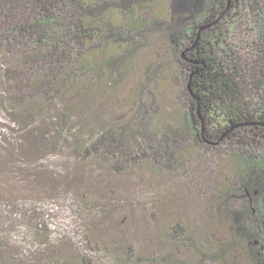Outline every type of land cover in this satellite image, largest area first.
<instances>
[{"label":"trees","instance_id":"obj_1","mask_svg":"<svg viewBox=\"0 0 264 264\" xmlns=\"http://www.w3.org/2000/svg\"><path fill=\"white\" fill-rule=\"evenodd\" d=\"M177 1L0 0V51L18 59L16 66L3 70L12 86L8 103L15 109L24 105V117L30 120L35 101L57 102L63 93L85 83L95 90L92 79L106 71L120 86L135 71L137 57L147 53L151 40L165 29L184 59L188 87L183 129L160 120L157 76L150 65L152 69L142 73V83L146 78L148 82L140 86L148 88L139 93L141 105L135 94L140 112L134 129L105 130L86 141L75 135L66 144L78 167L96 159L124 173L131 164L150 160L168 171H180L188 180L186 166L193 158L207 161L215 155L221 159L216 168L231 158L233 167L226 170L233 172V181L227 172L220 176L224 187L233 183L231 189L221 188L224 192L212 203L214 220L221 227L211 236L213 246L196 242L184 222L172 225L167 237L188 251L183 255L193 253L200 261L264 264V0H179L185 1L184 12ZM166 16L169 21L162 24L159 18ZM113 62L120 64L111 67ZM71 110L56 111L54 126L60 137L67 130L73 135L66 128L73 118ZM78 203L84 211L96 209L84 200ZM18 210L27 226L41 219L37 212L33 220L27 216L33 210L30 203ZM227 228L229 234L222 232ZM81 242L86 248L73 264L187 262L180 252L145 254L133 243L122 242L112 252L86 238ZM17 255L2 264H15Z\"/></svg>","mask_w":264,"mask_h":264},{"label":"rangeland","instance_id":"obj_2","mask_svg":"<svg viewBox=\"0 0 264 264\" xmlns=\"http://www.w3.org/2000/svg\"><path fill=\"white\" fill-rule=\"evenodd\" d=\"M177 5L185 11V1L178 0ZM159 19L167 24L169 16ZM173 46L161 29L147 53L137 57L135 71L122 85L111 82L106 71L100 79H92L97 83L95 90H88L90 84L85 83L63 93L57 102L35 101L30 120L24 117V105L15 109L8 103L12 86L3 70L16 66L18 59L0 51V264L16 254L15 264H73L79 251L86 248L83 238L112 252L127 242L145 254L183 255L188 251L167 237L170 227L178 222H184L196 242L212 244L211 236L221 228L214 220L212 203L231 189L233 183L228 181L229 187H224L220 177L227 172L233 181V172L226 170L233 167L231 158L217 168L221 159L215 155L207 161L193 158L186 166L191 183L180 171H168L150 160L131 164L124 173L96 159L78 167L66 144L75 135L86 141L105 130L134 129L143 100L139 93L148 88L140 86L142 73L152 69L150 65H154L152 75L157 76L156 97L163 115L159 119L175 130L183 129L188 84L183 75L184 59ZM115 64L111 67L120 63ZM147 82L148 78L143 83ZM56 107L72 108L73 118L66 128L73 135L68 130L62 137L57 133ZM194 154L199 157L198 152ZM68 185L74 191L68 190ZM77 196L96 209L87 212L78 207L83 200L77 201ZM26 202L33 209L27 216L33 220L35 212L41 215L33 227L18 213ZM225 231L229 234L228 228ZM65 258H72L71 262ZM183 258L187 261L183 264H214L200 261L193 253Z\"/></svg>","mask_w":264,"mask_h":264},{"label":"water","instance_id":"obj_3","mask_svg":"<svg viewBox=\"0 0 264 264\" xmlns=\"http://www.w3.org/2000/svg\"><path fill=\"white\" fill-rule=\"evenodd\" d=\"M190 87V86H189ZM191 90V89H190Z\"/></svg>","mask_w":264,"mask_h":264}]
</instances>
